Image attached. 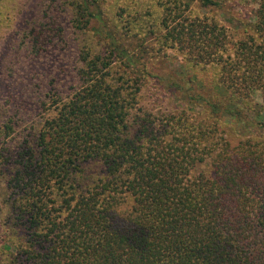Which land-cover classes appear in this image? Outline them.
Instances as JSON below:
<instances>
[{
    "label": "trees",
    "instance_id": "1",
    "mask_svg": "<svg viewBox=\"0 0 264 264\" xmlns=\"http://www.w3.org/2000/svg\"><path fill=\"white\" fill-rule=\"evenodd\" d=\"M226 1L162 0L163 34L109 24L103 0L65 1L72 28L92 31L71 90L53 78L14 149L17 120H0V264H264V102L252 97L264 37L231 46L228 27L193 10ZM154 34L178 52L160 72ZM197 66L215 69L208 86ZM145 82L177 105L147 112ZM239 123L246 135L230 132Z\"/></svg>",
    "mask_w": 264,
    "mask_h": 264
},
{
    "label": "rangeland",
    "instance_id": "2",
    "mask_svg": "<svg viewBox=\"0 0 264 264\" xmlns=\"http://www.w3.org/2000/svg\"><path fill=\"white\" fill-rule=\"evenodd\" d=\"M65 1L0 0V120L10 115L13 121L17 120L15 131L5 138L6 142L11 143V148L19 145L20 139L16 133L24 129L25 120L38 117L35 106L41 104L45 93L52 88V85L60 83L62 88L69 87L70 90L73 85L71 78L73 70L78 65L79 50L86 42V38H90L92 31L85 34L72 28ZM102 3L107 22L118 24L122 31L125 30L122 27L127 25L134 27L139 24L144 25V28L147 27L146 30L153 29L158 34H163L165 31L164 26L161 25L166 12L162 0H103ZM172 8L173 4L169 3L168 9ZM256 8L255 0H230L222 4L220 10L198 7H194L193 10L213 16L228 27L231 33L230 45L233 46V43L241 39L247 38V41L253 44L252 38H255L257 44L263 39L264 35L257 32L253 24ZM93 25L92 22L89 27ZM34 40L39 41L41 45H34ZM145 43L150 55L158 50L157 56L150 61L154 72L159 71L161 64L166 61L164 56H168L169 59L178 53L168 44L162 45L157 34L150 35ZM166 67L170 68L168 65ZM162 71L168 73L166 69ZM190 71L196 72L199 78L205 80L206 86L211 84L210 79L215 73V69L210 67L199 71V66L190 67ZM54 77L59 83L53 82ZM158 86L154 87L152 82H145L141 87L140 105L146 107L147 112L163 110L166 106L172 104L176 106L178 103V96L169 99L166 88L159 86L162 88L159 91ZM150 93L153 96H149ZM263 95L264 91L261 90L252 97L261 103L264 102ZM155 98L157 101L154 100ZM28 109H30L29 113H27ZM247 117L258 121V118L250 113H247ZM258 126L259 124H256L254 129L264 132ZM232 131L234 133L236 131L239 135L248 133L242 123L234 126L230 132ZM3 188L4 180L0 177V201L4 196Z\"/></svg>",
    "mask_w": 264,
    "mask_h": 264
}]
</instances>
